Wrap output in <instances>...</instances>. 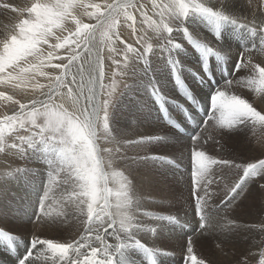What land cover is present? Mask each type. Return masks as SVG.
<instances>
[{
	"label": "rangeland",
	"instance_id": "374dc122",
	"mask_svg": "<svg viewBox=\"0 0 264 264\" xmlns=\"http://www.w3.org/2000/svg\"><path fill=\"white\" fill-rule=\"evenodd\" d=\"M34 2L35 0H24V1L23 0H15V1L11 0V3L13 4L12 7H11V4L5 5V8L8 9V12L15 14V16L17 17L6 19V16L3 14L4 10L0 11V23H2L3 26H6L8 30L5 32L1 30L0 34L2 32L3 34L2 36H0V40L6 39V38L8 39L11 34L18 32V24L20 20L23 18H27V15H28L27 12L23 10L30 7ZM120 2L125 3L126 1L120 0ZM130 2L131 4L135 5V7L127 8V12L132 17V19L130 20L126 19L125 15L122 12L121 15L117 18L116 28L109 32V35L107 38H103L101 36V32L103 31L102 29H97L94 34L95 39L92 41L90 45L94 50L93 57H88V54L84 53L83 58L80 61L74 62V66H73V72H75L76 65H78L79 63H84L85 59H94L95 55L97 53L99 54L101 67L103 70V77H104L103 83H105L106 85L104 89V94L101 95V99H100L101 101L108 99L107 92L109 91V87L112 85L113 80H115L116 82V90L113 93V96L111 98V103L109 106V128L112 133V136L108 139H105V133L101 126L100 129L98 130L97 143L99 144L101 149L111 148L114 150L113 151L114 153L112 154L107 153L106 155H110L112 158H116L114 160L119 164V166L114 165V168L122 171L125 176L127 175L126 177H128V179L132 180V178H137V179L145 178V180H149L150 171H151V173L154 176V183H155V185L153 183V188L154 186L155 188L159 187L165 193L168 194L169 192H171L172 194L171 195L172 198L171 197L167 198L165 196L161 197L162 199H165L166 201H164L163 203L164 205L160 203L161 205L157 206V209L164 210L163 212H159V216L161 217L174 216V219L177 218L175 216L181 211L187 212V208H189L188 206L194 207V201L196 200V197L198 195L203 196V184L200 185L201 188L200 187L197 188V185H196L197 177L194 174L195 166L193 167V169H189L184 172L174 168L173 174H172L166 171V170L172 171V169L162 164V159L165 160V157L172 156L171 158L179 159L181 162L191 163V161H194L195 163V160H196L195 152L201 151L205 154L206 157L214 158L217 161H221V160L229 161L230 162L229 164L217 163L213 165L210 169V179H212L211 176L213 172H215V175H218V174L219 175L217 177L218 179H212L213 182L209 185V191H212L214 193L223 194V196L229 191L228 195L229 193L230 195H233V196L229 195V197H227L228 196L227 195L225 197L226 203L223 204L222 206L220 205V203H214L216 204V206H214L213 211H218L219 208H222V209H226L229 212V210L234 206V203L236 202L233 199L237 198L239 201L241 197V201L242 203H244L243 204L244 206L241 203L242 208L240 206L239 208L242 212L240 210L236 212L238 208H235L229 214L232 216L235 213L240 214L239 220L240 221L242 220V223H245L248 226L246 227L247 228L246 231H250V233L248 232L249 235H247L246 237L244 236L245 238L243 240V242H248L250 235L251 237L253 235L251 234L253 232L251 229L252 226L256 225L254 226L255 228V227H259L261 222L264 223V219H263L264 218V205H263L264 203V199H263L264 197V185H263L264 184V172H261L260 174H258L259 176L254 175L253 178L256 177V179L253 182H251L252 180H254L253 178H250L249 176L248 178L242 176V178L238 182L239 186L236 188L235 194L230 191L232 187L229 189L228 186L233 180L236 179V177H238L237 175L243 170V167L238 168L236 167V165L244 166V165L253 164V163L257 164L260 161H264V149H263L264 147L262 146L264 145V143H261V141H263L262 138L264 137L263 135L264 127H261L259 124H253L252 121L246 120L245 122L237 126H234L231 129H228L226 127H223L222 129V127H220L215 122V120L209 119L207 125L203 128V130L200 133H197L194 139H191L187 137L186 135L179 133L177 130H175L171 126L167 125V122L170 119L177 120V121L181 120V118L178 116L179 112H178L177 106H175L172 109H169V113L166 117H162L158 115L157 109L155 107L157 106L158 99L160 98V95L162 94V92L166 93L165 95H170L171 98L179 99V96L176 94L175 89L173 90L172 85H171V80L173 79L174 75H176L177 77L184 78L185 85H187L191 90H193V93L189 94L187 99H180L181 102L185 104V106L188 105L192 107L194 104H196L197 102L201 100L209 99L208 93L205 92V88L203 86L197 85L194 82V78H195L194 73L200 70V67L198 65L207 66L208 62L215 64L217 63V59L222 58L226 60V63L229 64V69H231L235 73V79L232 80L231 86H233L234 84H239V86L237 85L238 87L234 93L238 94L240 90L242 91V89L247 88L245 89V91H242L243 94H241V91H240L238 95H241V96L245 95L244 99L252 103L251 104L252 107L260 106L262 104L259 107L258 111L259 112L261 111V113L264 114L263 109H260L264 105V103H261V99L262 101H264V92L258 91V88H259L258 84L249 85L246 83V81L250 78L258 79V73L252 70L253 65H259V66L262 65L261 67H264V55H263L264 45H261L260 43V41L264 39V18H263V22L261 23L260 21H257V20H248L247 22L245 21L242 22V20H239V18H242V19L252 18V16L254 17V15L257 12H260V15L262 13H263L262 15H264V11H263L264 10L263 9L264 0H230V6L226 7V9L224 7H223L224 9L222 7L213 9L214 11L221 12V13L223 12V14H226L227 16H229L230 19L228 20H223V19L218 20L216 17H212L208 14H204V13H200L196 11L190 12L186 18L183 16L172 17L170 20L167 21V22H170V25L174 29V31L171 34L167 33L166 30L162 31L161 33L157 32L152 27L149 26V21H155V22L160 21V19L158 18L159 9L153 7L154 2L156 4H163L165 2L169 3V0H159V1L158 0H130ZM197 2L202 3L206 5L207 7H211V5L214 4L215 0H197ZM80 3L86 6L87 5H99V10H97L95 7H80L78 4L77 7L73 10L75 19H73L72 17H69L68 19H66L63 22L62 28L54 29L55 35L49 37V42L47 44L41 43L39 45V48L41 49V51L44 53L45 56H47L49 52L53 53V58L51 59V63L42 69L44 72L48 73L49 76L52 78L61 74V69L55 68L54 65L68 63V56H69V51H70L68 49L69 48L71 49L72 43L70 42L74 41L75 39L74 34L78 27V25L76 24V20H79L81 22V24L79 25L80 27H82L83 25H89V26L96 25L97 17H100L101 19L103 18V16L107 13L106 5L113 3V0H80ZM244 5L245 7H243ZM16 6H17V9H15ZM250 8H256V10H253ZM257 8H260L262 11H258ZM227 9H229V11ZM89 13H95V15H89ZM197 17H203V18H197ZM234 18H236L235 20L239 23V27H232V29L233 30L235 29L234 31H236V34L233 36L232 40L238 43L239 48L243 50L242 53H244V55H246L247 57V61L245 62L246 66L241 68L240 71H237V67H238V63L240 60H242V62L244 63L242 54L239 52H234V51L233 52L230 51V54H229L228 39H225V38L221 39L220 37L217 36V33H219L220 31L221 37L222 36L224 37V33H226V30L229 28L231 23H233L232 19ZM183 19L184 20L187 19L190 24L192 22L194 24V25L191 24L192 27L194 28L197 27L196 28L197 30H195L194 34H192L191 31H189V29L187 28L179 29L180 25L184 21ZM212 24L218 27L217 33L212 34L213 32ZM225 24H227L228 26H225ZM257 24L261 26H258ZM252 29H255L256 33H253L251 31ZM259 31L262 32L260 33L261 37L259 36V34L257 35ZM209 34L210 36L207 37V35ZM196 36H197L198 42L196 40ZM56 37H60V40H57ZM65 38H69V39L64 47L57 48V49H53L51 47L54 44L65 43ZM174 40L176 42H174ZM179 41H181L182 43L181 46L180 45L178 46L177 44V42ZM149 44L152 46L151 51L144 53L142 56L136 57L134 54L129 53L128 65L127 67H125L124 50L127 45H132L133 47L140 48L141 51H143L144 48H146ZM176 46L178 47L176 48ZM73 48H75L74 44H73ZM209 48L211 49V52L207 51ZM112 49H115L116 53L113 52ZM76 50L82 51L83 46L81 45V48L76 49ZM171 50L173 51V53L171 52ZM154 51H158L160 55L161 53H163V56L160 57L161 59H157L156 57L152 55ZM206 52H207V55L205 54ZM236 55L238 56L237 59H235ZM255 55H257L258 57ZM28 59L30 63L32 64L38 63V61H36L34 57H29ZM249 60L251 61L250 64L248 63ZM117 61L119 62V68H117V64H116ZM187 64H189L188 67L185 66ZM87 67H88L87 64H85L86 69ZM153 67L155 69L159 68V71L155 70ZM219 67H218V71L222 69L224 73H226V71L227 73H229V70L227 69L224 63H221ZM147 69H149L153 73L155 72L157 76L151 75L149 76V78L151 79L146 80V78L144 77L147 76ZM211 69L216 70L214 66H211ZM12 71L13 69L9 67L5 70L4 74H7L8 72H12ZM175 71H176V74H175ZM120 72H123V73L125 72V73L124 75H120L119 74ZM93 74H96V73H93ZM49 76H40L38 73L33 72L29 74V80L25 86L17 87L15 86V82L11 84L10 83L0 84V93H3L4 97H11V99H5L4 97H0V121L4 120L5 117H10L14 115L15 113L19 112L20 104L28 105V108L31 109L32 100L44 99V96L42 95V93H46L48 91L47 85L50 82ZM222 77H224V75H222ZM67 80L70 81L71 77L70 76L67 77ZM223 82H225V79H223ZM37 83L45 85V87L43 89L34 87V85ZM226 84L224 85L225 87L224 89H223V86L221 87L222 88L221 91H224L226 94H228V91L229 93L233 92V90L231 91L232 87L227 89ZM240 84H241V87H240ZM208 89L211 90L210 87H208ZM61 91L66 92L67 89L66 88L61 89ZM74 91H75V88H74ZM182 91L185 92V89H182ZM57 101L59 102V97H57ZM255 103L257 104L255 105ZM65 106L69 107V109L71 110L70 105L67 106V104H65ZM211 107H212V113L218 117L219 113L213 108V105H211ZM134 114H135V117H134ZM101 116H103V113H101ZM147 121L155 122L154 123L155 125L152 123V127L154 126L153 128L156 129L153 132L155 133V136L153 138L151 137L150 141H147L148 143H152V146L150 147V151L153 152V156L152 154L145 156L143 151L140 149L138 143L136 144L126 143L127 141L130 140L127 136L131 135V133L135 134L137 133V131L143 130L144 127H146V125L149 124ZM199 121L202 122L201 119H199ZM37 122L43 123V118H39ZM160 127H163L161 128L163 129L162 131H160ZM127 128L131 130L130 133H127L126 130L124 131V129H127ZM165 128L169 129L170 132L166 131ZM231 130H234V131L232 132ZM36 131H38V129L34 128L31 124H27L24 129H20L19 127H17L16 131L14 132H10V133L6 132V145H11L12 143H19L17 139L18 136H28ZM254 132L256 133L254 134ZM236 136L238 138L236 140L237 142L238 141L239 142L233 143L232 138ZM196 137H199V139H196ZM36 140H37V144L33 146L27 147V145H25L26 148L23 150V152H19L17 149H12L10 147H6L5 151H0V154L3 155V157L0 155V180L5 178V180L7 179V182H8V184L6 185L4 190H2V192L4 193L10 192V194L7 193L8 198L6 200H2V201L0 200V207H1V202L5 201L2 207V210L0 212V248H1V240L2 238L8 236L7 233H10L12 236L17 235V236L27 237L28 236L27 232L33 230L32 228H30V225H28L27 226L28 228L24 229L25 232H23L22 229L21 231L20 230L18 231L13 226L4 227L5 222H12L16 224L17 226L20 225V226L26 227L27 223H33L34 220H36V219H31V221H28L25 218V214H24L25 212H21L20 214H15V216L13 215V212L11 211V206L16 205L20 201V198L12 197L11 194L19 193V189H22L24 187L23 185H26L27 187H24L25 193L28 196H30L32 199L34 198L35 199L34 203L38 204V202L41 199H43L44 192L46 191V188L48 185L49 173L52 172L53 170V166L49 163V161L52 159H55L56 154L51 153L50 151L46 150L45 146L39 142V137H36ZM132 140L135 141V139H132ZM161 142H165V143L161 144ZM256 142H258V144ZM157 143H160V145ZM117 148L120 150L119 152L115 151V149ZM250 148L253 152L249 150ZM257 150L259 151L257 152ZM229 156L231 160L229 159ZM119 157L121 158L119 159ZM257 157L260 159H258ZM256 159H258L257 160L258 162H255ZM160 167L163 170L161 169L160 171H158ZM232 170H234L233 174H232ZM222 174H224L223 177L221 176ZM64 175H65L64 173H61L60 179H63ZM231 178L232 180H230ZM257 179L258 181H256ZM38 180H40L42 184L40 183V186H38L37 189H35V186H37L36 181ZM159 180H164V182L161 184H158L157 181ZM29 182H31V185H28ZM167 182H169L170 184ZM164 183H166V185L167 184L169 185L165 186ZM56 186H57V183L53 185V190ZM240 186L243 190L246 188L245 191L241 190ZM1 187L2 186H0V191H1ZM109 187H110V183H109ZM153 188L145 190L146 197L149 198L151 202H159L160 197L156 196L153 193ZM30 191H33V192H30ZM130 192L131 191H129V195L131 194L132 199H140V200L142 199V196H139L135 192L134 193L133 192L130 193ZM239 192H240V195L242 193L241 196L239 195ZM238 195L240 197H238ZM53 197H54V194L50 193L46 201V205L49 202L51 203L55 201L53 200ZM205 198L208 200L207 197ZM221 198L222 197H219L218 199H216V201L218 202V200H220ZM250 198L252 199V201L250 200ZM258 199H259V204H258ZM231 200H232V204L230 202ZM253 201L254 202L256 201V202L254 203ZM249 202L251 203L249 204ZM228 204H231V205L229 206ZM207 205L213 206L212 202H209V204ZM196 209L197 211H199L198 208ZM134 210L138 214H140L141 217L144 216L145 218L152 219V220L158 219V217L154 215L155 214L154 211H149L150 212L149 213L148 211L143 212L139 208H134ZM40 215H42V213H40ZM257 220H260V223L258 222V224L257 223L255 224ZM249 222H250V225H249ZM133 224L134 226H132V228L137 226L136 221H133ZM174 224L175 225L180 224V222L178 220H173L172 225L175 226ZM166 225H164V229L167 228ZM95 227L104 228V226L101 227L100 225H95ZM158 229L160 232L168 233L167 231H164V229H162L161 226H159ZM15 231H18L21 234L20 233L18 234ZM153 231H155L156 233ZM149 232H152L151 235L153 234L154 237L155 235L157 236V230H155V228L152 227L149 230ZM24 234H27V235H24ZM220 237L221 235L218 234L217 232H210L209 234L203 237V239L206 240L207 244L210 245L209 247H212L213 253H216L217 246H218V244L216 243L217 241H221ZM13 238H16V237H13ZM32 239H33V236L32 238H30V240ZM43 239H46V238H43ZM148 243L152 244V242H148ZM148 243L141 244V246L146 245V244L149 245ZM143 248L144 247H142V249ZM18 251L20 255L24 257H26L27 254L29 253V251H25L22 248ZM152 255L154 254L152 253L151 256ZM6 256L9 257L8 254ZM140 256H143V254L141 253ZM140 263L148 264L146 263V261H140ZM9 264H17V262H14L13 259L10 258Z\"/></svg>",
	"mask_w": 264,
	"mask_h": 264
},
{
	"label": "snow or ice",
	"instance_id": "6c2138e0",
	"mask_svg": "<svg viewBox=\"0 0 264 264\" xmlns=\"http://www.w3.org/2000/svg\"><path fill=\"white\" fill-rule=\"evenodd\" d=\"M62 4L63 0H59ZM79 4L80 7H95L99 10V5H84L80 3V0H73L71 8L65 12L64 16L61 18V22L58 26L52 27L51 31H44L42 33H37V44L34 49L30 51V53L18 60H15L4 67L3 71H0V83H14L15 86L21 87L25 86L29 80L30 73H38L40 76H49L48 73L44 72L42 69L48 66L51 63V59L53 58V53L49 52L47 56L39 48L41 43L47 44L49 42V37L54 36V29L62 28L63 22L72 17L75 19L73 10ZM48 6L52 7L54 10L63 11L62 7H58V0H35V2L23 10L27 12V18H23L20 20L18 24V32L11 34L10 37L5 41V43H11L13 37L16 39L21 38L20 28L25 23H35L38 20V17L35 12V8L39 6ZM135 7L134 4H131L130 0L127 3H121L120 0H113V3L107 4V13L101 19L97 17V24L94 26L83 25L80 27L81 22L76 20V24L78 25L77 30L74 34V44L75 48L70 49L68 56L67 64H56L55 68L61 69V74L55 76L54 78L49 76V84L47 85L48 91L46 93H42L44 99H34L31 101V109L28 108V105L20 104V111L15 113L10 117H5L4 120L0 121V125L4 126V131L0 133V151H5L6 147H10L12 149H17L19 152H23V150L27 147L33 146L37 144L36 137H39V142L42 143L46 150L51 153H55V159L49 161V163L53 166L52 172L49 173V180L46 191L44 192L43 199L40 204V212L44 216H48V212L45 210V201H47L49 194L53 190V185L56 184L60 180V174L64 173V177L62 182L64 184L70 185L71 190H67L66 194L62 196V199L65 200L68 204L75 206V211L80 215L86 217V221L84 222L87 226L84 228V234L79 237L78 240H73L69 243H57L53 240L49 239H40L38 237H33V249L36 250L35 255L33 252H29L25 258V260L21 261V264H39L40 261H45L46 264H113L112 258V250L113 248H123L124 244L121 241V237L117 235L116 240L118 243L110 244L105 239V236L101 234V228L95 227V225H100L103 227L107 224V227L103 229L106 234L108 229L116 230L117 233L121 231L130 230L133 222V215L131 214V199L129 195V183L125 182V187L121 190L125 194V199L127 203L121 207L117 198L114 194H104L107 198V204H105L103 199H100L97 204L94 205V211L89 217V213L87 211L86 204H82L81 201L85 199L82 195L81 182L77 178L73 167L68 166L64 163L65 153L61 150L66 149L67 147H71L70 144L66 143L62 140V133H58L53 131L51 128L47 127L44 123H38V119L42 118L39 113L45 112L49 109H58L61 105L70 104L74 105L77 109V113L80 119H94L96 123L97 132L102 126V129L105 133V139H108L112 136V133L109 128V106L111 103V98L113 93L116 90V82L113 80L112 85L109 87V91L107 92L108 99L103 101L100 100V96L104 94V89L106 85L103 83V70L101 67L100 57L97 53L94 59H85L84 63H79L75 66V72H73L74 62L80 61L84 53L88 54V57H93V48L90 46L92 41L95 39V32L97 29H102L101 36L103 38H107L109 32L114 30L117 26V18L123 14L126 19H132V17L128 14L127 8ZM154 8L159 9L160 21H149V26L152 27L157 32L167 31V33L171 34L174 29L169 26V22L166 21L165 17H168L170 20L172 17H187L188 14L192 11L208 14L212 17H216L218 20H228L229 16L214 11L212 8L207 7L206 5L197 2V0H169V3L163 4H153ZM89 15H95V13H89ZM233 23H237L235 19H232ZM51 26L46 25L45 28H49ZM253 33H256L255 29L251 30ZM218 36V33H217ZM57 40H60V37H56ZM69 38H65V43L63 44H54L51 47L53 49L62 48L65 46ZM143 39V38H141ZM261 45H264V39L260 41ZM83 46L82 51H77L76 49L81 48ZM152 46L149 44L143 51L140 48L133 47L132 45H127L124 50V64L125 67L128 65L129 53L134 54L136 57L142 56L144 53L150 52ZM0 51H3V48L0 47ZM115 52V49H112ZM211 52L209 48L207 50ZM207 55V52L205 53ZM219 54V53H218ZM29 57H34L38 63L32 64L29 61ZM249 64L251 61L249 60ZM85 64H87V69L85 68ZM117 68H119V62H116ZM246 65L243 62L238 63L237 71H240L241 68ZM11 67L13 72L5 73L7 68ZM252 70L258 73L257 78H250L246 81L249 85H255L256 82L259 81L262 76H264V67L259 65H253ZM96 73V74H93ZM120 75H124L123 72L119 73ZM71 77V80L68 81L67 77ZM115 76V74H114ZM34 78V77H33ZM232 81H228L226 86H231ZM71 85V86H70ZM34 87L43 89L45 85L35 84ZM66 88L67 91H61V89ZM75 88V91H74ZM258 91L264 92V88H258ZM222 94V95H221ZM216 99L214 100V96L212 97V105L213 108L217 112H223L225 115L230 111L228 105L232 97H237L246 101L250 107L252 105L245 99L241 98L235 94H226L224 91H217L215 94ZM0 97H4L3 93H0ZM57 97H59V102L57 101ZM5 99H11V97H4ZM39 106V107H37ZM255 109L254 107H252ZM256 110V109H255ZM257 111V110H256ZM259 112V111H258ZM103 113V116H101ZM261 116H264L261 112H259ZM33 114H36L35 116ZM210 119L215 120V122L220 127H226L228 129L233 128L243 122L252 121L253 124H259L261 127H264V119H260L248 113H235L230 122H219L217 116H213ZM27 124H31L34 128L38 129V131L32 133L28 136H18L17 139L19 143H12L11 145H6V132H14L17 127L20 129H24ZM144 139H151L150 137H143L141 141L129 140L126 143L128 144H136L141 143ZM199 139V137H196ZM105 151L108 154L113 153V149L105 148ZM116 152L120 150L115 149ZM195 176L197 177L196 185L197 188L203 184V196L196 197V204L200 209V219L205 226V222L208 217L204 214V207L207 203L205 197L211 199L213 195L209 191V185L213 182L210 179V169L213 165L219 164H229V161H217L214 158L206 157L205 154L201 151L195 152ZM211 160L213 163L210 168H207L206 161ZM249 165L253 167L249 168ZM236 167H243V176L248 177L249 175H258L261 172H264V161H260L257 164H247L244 166L236 165ZM207 168V171L204 169ZM239 186L237 182L231 189V192H235L236 188ZM114 199V203H113ZM61 215L66 216L65 213H61ZM229 224H233L234 222L229 221ZM227 227V226H225ZM95 233V235H93ZM93 244L99 245V247L93 246ZM40 245L41 247H37ZM46 246V248L44 247ZM82 248L90 249V253L81 252ZM189 259L192 264H201L193 255V249L191 246V242L189 243L188 249ZM103 256V259L100 258ZM261 259L264 258V251L260 253ZM260 259V260H261Z\"/></svg>",
	"mask_w": 264,
	"mask_h": 264
},
{
	"label": "bare ground",
	"instance_id": "6f19581e",
	"mask_svg": "<svg viewBox=\"0 0 264 264\" xmlns=\"http://www.w3.org/2000/svg\"><path fill=\"white\" fill-rule=\"evenodd\" d=\"M10 1V2H9ZM0 0V11L4 10V15L6 16V19L8 18H16L17 16H15V14L13 13H9L8 9L5 8V5H10L11 7L13 6V4L11 3V0ZM15 1V0H14ZM24 1V0H23ZM126 2H128L127 0H124ZM159 1V0H158ZM26 2V1H25ZM82 2V1H81ZM125 2V3H126ZM157 2V1H156ZM23 3V2H22ZM166 3V2H165ZM168 3V2H167ZM232 3V2H231ZM17 4V2H16ZM213 4V3H212ZM263 4V3H262ZM21 5V4H19ZM24 5V4H23ZM230 6V0H215L214 4L211 5L210 8L214 9V8H218V7H224L226 9V7ZM241 6V5H240ZM9 7V6H7ZM245 7V5L243 6ZM251 7V6H250ZM19 8V7H18ZM223 8V9H224ZM17 9V6L16 8ZM220 9V8H219ZM249 9V8H248ZM253 10H256V8H250ZM264 9V8H263ZM229 11V9H227ZM231 10V9H230ZM258 11H262L260 8H257ZM77 11V10H76ZM264 11V10H263ZM231 12V11H230ZM235 12V11H234ZM15 13V12H14ZM140 13V12H139ZM223 13V12H222ZM254 13V11H253ZM256 13V12H255ZM76 14V13H75ZM236 14V13H235ZM263 14V13H262ZM260 15V12H257L254 17L252 16V18L249 19H242L239 18V20H242L247 22L248 20H257L263 22V18L264 15ZM196 15V14H195ZM194 15V16H195ZM226 15V14H225ZM158 18L160 19V15L158 12ZM193 16V15H192ZM250 16V15H249ZM189 18V17H188ZM197 18H203V17H197ZM247 18V17H246ZM256 18V19H255ZM83 19V18H82ZM166 21H168V17H165ZM179 19V18H178ZM236 19V18H234ZM184 20V19H183ZM203 20V19H202ZM141 21V20H140ZM7 22V21H6ZM159 22V21H158ZM197 22V21H196ZM199 22V21H198ZM209 22V21H208ZM252 22V21H251ZM172 23V22H171ZM227 23V22H226ZM253 23V22H252ZM259 23V22H258ZM191 24H193L191 22ZM191 24L188 22V20H184L183 23L180 25V28H187L189 29V31H191L192 34L195 33V30H197L196 28L192 27ZM216 24V23H215ZM254 24V23H253ZM194 25V24H193ZM219 25V24H218ZM221 25V24H220ZM247 25V24H246ZM258 25V24H257ZM8 26V24H7ZM169 26L172 27L170 25L169 22ZM225 26H228L227 24H225ZM224 26V27H225ZM261 26V25H258ZM139 27V26H138ZM178 27V26H177ZM214 24H212V28H214ZM232 27H239V23H231V25L229 26V28L226 30V33H224V37H221V32L219 31L218 33V37L225 38L228 39L229 41V54L230 51L231 52H239L242 54L243 56V60H244V64L247 61V57L246 55H244L243 50H241L238 46V43L234 40H232L233 36L236 34V31H234L232 29ZM140 28V27H139ZM142 28V27H141ZM173 28V27H172ZM201 28V27H199ZM208 28V27H207ZM218 28V27H217ZM220 28V27H219ZM242 28V27H241ZM1 30H3V32L8 31L6 26H3L2 23H0V32ZM240 30V29H239ZM201 31V30H199ZM212 31V30H211ZM262 31V30H261ZM261 31H259L257 33V35L259 34V36L261 37L262 33ZM3 32L0 34V36H2ZM121 32V31H120ZM209 32V31H208ZM218 30L214 29V33H217ZM246 32V31H245ZM161 33V32H160ZM166 33V32H164ZM188 33V32H187ZM247 33V32H246ZM118 34V33H117ZM213 34V33H212ZM223 34V33H222ZM243 34V33H242ZM167 35V34H165ZM209 35H207V37H209ZM153 37V36H152ZM167 37V36H166ZM178 39V37H177ZM172 40V39H171ZM196 40L198 42L197 36H196ZM174 42H176L174 40ZM72 43L71 49L73 48V44L74 42H70ZM122 43V42H121ZM178 46H181V41L177 42ZM75 45V44H74ZM184 45V44H183ZM176 46V48L178 47ZM256 46V45H255ZM109 47V46H108ZM163 47V46H162ZM168 47V46H167ZM119 48V47H118ZM68 49V48H67ZM66 49V50H67ZM116 49V48H115ZM70 50V48L68 49ZM118 50V49H117ZM162 50V49H161ZM160 50V51H161ZM177 50V49H176ZM159 51V52H160ZM103 52V51H102ZM163 52V51H162ZM171 52L173 53V51L171 50ZM116 53V52H115ZM161 53V52H160ZM152 55L154 57H156L157 59H161L160 57L163 56V53H161V55L158 53V51H154V53H152ZM264 55V54H263ZM60 56V55H59ZM257 56V55H255ZM146 57V56H145ZM148 57V56H147ZM252 57V56H251ZM258 57V56H257ZM238 56L236 55L237 59ZM256 59V58H255ZM255 62V61H254ZM262 66V65H261ZM149 68V67H148ZM154 68V67H153ZM155 69V68H154ZM129 70V69H128ZM155 70L159 71V68H156ZM13 72V71H12ZM133 72V71H132ZM125 73V72H124ZM135 73V72H134ZM129 75V74H128ZM137 75V74H136ZM157 76L156 73L151 72L149 69H147V76H145L144 78H146V80H149L151 78H149V76ZM138 76V75H137ZM136 77V76H135ZM104 78V77H103ZM139 78V77H138ZM158 79V78H157ZM137 80V79H136ZM134 81V80H133ZM138 81V80H137ZM235 82V81H234ZM238 83V82H237ZM2 84V83H0ZM168 84V83H167ZM166 84V85H167ZM105 85V83H104ZM129 85V83H128ZM232 85V84H231ZM239 86V84H234L233 86H227V89L231 88V91L233 90V92L228 94H235L238 95L236 93H234L237 89V87ZM256 85V84H255ZM241 87V84H240ZM249 87V86H248ZM225 87L223 86V89ZM244 88V87H243ZM244 88L242 89V91H245ZM254 89V88H253ZM249 90V89H248ZM241 91V94H243V92ZM254 91V90H253ZM252 92V91H251ZM257 95V94H256ZM241 96V95H238ZM245 96V95H244ZM244 96H241V98L244 99ZM247 96V95H246ZM262 96V95H261ZM260 96V97H261ZM255 97V96H254ZM101 99V96H100ZM260 99V98H259ZM250 100V99H248ZM254 101V100H253ZM257 101V100H256ZM255 101V102H256ZM259 101V100H258ZM250 103V102H249ZM259 103V102H258ZM261 103H264V101H262L261 99ZM67 104V103H66ZM252 104V103H250ZM257 103H255L256 105ZM70 104H67V106ZM254 105V104H253ZM260 105V104H259ZM262 105V104H261ZM260 105V106H261ZM121 106V104H120ZM119 106V107H120ZM260 106H253L257 111L259 109ZM130 107V106H129ZM123 109V108H122ZM263 109L264 111V105L260 108ZM261 112V111H260ZM122 114V113H121ZM127 114V113H126ZM122 116V115H121ZM133 116V115H132ZM123 117V116H122ZM135 117V114H134ZM115 121V120H114ZM121 121V120H120ZM149 124L146 125V127H144L143 130L137 131V133H131V135L127 136L130 140L135 139V141H141V139L143 137L148 138V137H154L155 133H153L156 129L152 127V123L154 124L155 122L153 121H147ZM135 123V122H134ZM123 124V123H122ZM121 124V125H122ZM129 125V123H128ZM138 125V124H137ZM155 125V124H154ZM124 126V125H123ZM122 126V127H123ZM134 126V125H133ZM136 126V125H135ZM141 126V125H140ZM157 126V125H156ZM155 126V127H156ZM126 127V126H125ZM132 127V126H131ZM163 127H160V131H162L163 129H161ZM114 129V128H113ZM159 129V128H158ZM166 131H169V129L165 128ZM223 129V128H222ZM122 130V129H121ZM126 130L127 133H130V129H124V131ZM138 130V129H137ZM255 130V129H254ZM259 130V129H258ZM120 131V130H119ZM133 131V130H132ZM158 131V130H157ZM232 132L234 130H231ZM261 131V130H260ZM263 131V130H262ZM143 132V133H142ZM172 132V131H171ZM219 132V131H218ZM222 132V131H221ZM244 132V131H242ZM157 133V132H156ZM163 133V132H162ZM223 133V132H222ZM241 133V132H240ZM249 133V132H248ZM256 132H254L255 134ZM214 134V133H213ZM230 134V133H229ZM243 134V133H242ZM241 134V135H242ZM246 134V133H245ZM251 134V132H250ZM253 134V133H252ZM239 135V134H238ZM261 135V133H260ZM259 135V136H260ZM264 135V134H263ZM223 136V135H222ZM242 137V136H241ZM263 137V136H262ZM261 137V138H262ZM244 138V137H243ZM115 139V138H114ZM237 136L232 138V142L235 143L237 142ZM151 139H144L141 143L139 144L140 149L143 151L144 155L147 156L149 154H152L153 156V152L150 151V147L152 146V143H148L147 141H150ZM153 140V139H152ZM230 140V139H229ZM263 141H261V143H264V137L262 138ZM192 142V141H191ZM239 142V141H238ZM237 142V143H238ZM165 143V142H161ZM186 143V142H185ZM249 143V142H248ZM252 143V142H251ZM258 144V142H256ZM156 144V143H155ZM160 145V143H157ZM168 145V144H167ZM172 145V143H171ZM117 146V145H116ZM114 146V147H116ZM245 146V145H244ZM261 146V145H260ZM264 147V145H262ZM40 147V146H39ZM252 148V147H251ZM251 148L249 149L250 151ZM180 149V147H179ZM258 149V148H257ZM264 149V148H263ZM182 150V149H181ZM179 150V151H181ZM254 150V149H253ZM259 150H257L258 152ZM169 152V151H168ZM253 152V151H252ZM256 152V151H255ZM114 153V152H113ZM156 153V152H155ZM158 153V152H157ZM162 153V152H161ZM251 153V152H250ZM139 154V153H138ZM241 154V152H240ZM245 154V153H244ZM1 155V154H0ZM15 155V154H14ZM160 155V154H159ZM258 155V154H257ZM3 157V155H1ZM139 156V155H137ZM167 156V155H166ZM176 156V155H175ZM244 156V155H243ZM155 157V156H154ZM172 157V156H171ZM249 157V156H248ZM251 157V156H250ZM121 157H119L120 159ZM196 158V157H195ZM252 158V157H251ZM258 158V157H257ZM14 159V158H13ZM116 159V158H113ZM228 159V158H227ZM230 159V156H229ZM244 159V158H243ZM242 159V160H243ZM247 159V158H246ZM249 159V158H248ZM254 159V158H253ZM260 159V158H258ZM256 159L255 162H258ZM122 160V159H121ZM231 160V159H230ZM40 161V160H39ZM38 161V162H39ZM245 161V160H244ZM12 163V162H11ZM242 163V162H241ZM163 164V163H162ZM255 164V163H253ZM119 166V164L116 162L115 166ZM20 166V165H19ZM25 166V165H24ZM19 168V167H18ZM120 168V167H119ZM125 169V168H124ZM162 168L160 167L158 169V171H160ZM20 170V169H19ZM126 170V169H125ZM152 170V169H150ZM163 170V169H162ZM162 173V172H161ZM229 173V172H228ZM234 173V170H232V174ZM158 174V172H157ZM230 174V173H229ZM61 175V174H60ZM219 175V174H218ZM218 175H215V172H213L211 178L212 179H218ZM127 176V175H126ZM129 176V175H128ZM160 176V175H159ZM222 177L224 176V174L221 175ZM238 177H236L235 180H233L228 188L230 189L231 187H233L237 182L240 181V179L243 176V170L237 175ZM254 175H249L250 178H253ZM259 176V175H258ZM138 177V176H137ZM262 177V175H261ZM260 177V178H261ZM162 178V177H161ZM234 178V177H233ZM248 178V177H247ZM160 179V178H158ZM254 180H252L251 182L255 181L256 177L253 178ZM259 179V178H258ZM258 179L256 181H258ZM63 179H60L57 182V186L54 188V190H52L51 193L54 194L53 200H55L54 202H49L46 205V201H45V206H46V211L48 212V216H44L43 214L40 215V204H41V200L38 202V204H35L34 202V198L32 199L30 196H28L25 191H24V187H27L26 185H23L24 187L22 189H19V193H12L11 196L12 197H19L20 201L16 204V205H12L11 206V211L13 212V215L15 216V214H20L21 212H25V218L28 221H31V219H36L34 220L33 223H27L26 227L20 226V225H16L12 222H5V226L4 227H11L13 226L16 230H20L22 229L23 232H25L24 229L28 228L27 226L30 225V228H32V231L27 232L28 236L25 238L29 241L30 238L33 237H38L40 239L46 238L49 240H53L54 242L57 243H69L72 242L73 240H78L79 237L81 235L84 234V228L87 226L84 221L86 220L85 216L80 215L78 212L75 211V206L68 204L65 200L62 199V196L64 194H66L67 190H71L70 189V185L68 184H64L62 182ZM232 180V178L230 179ZM250 180V179H249ZM133 181V182H132ZM224 181V179H223ZM261 181V180H260ZM164 180H159L157 181L158 184L163 183ZM40 180L36 181L37 186H35V189H37L38 186H40ZM153 183H154V176L150 171V177L149 180H145V178L143 179H137V178H132V180L129 179V191L131 192H135L136 194H138L139 196H142V199H132L131 198V194H130V199H131V214L133 215V221L137 222V226H135L134 228L131 227L130 230L127 231H121L119 233L116 232V230H112V229H108L107 233L105 234L103 229L107 227V224L104 225V228H101V234L105 236V239L107 240L108 243L110 244H116L118 243V241L115 239L117 237V235H119L121 237V241L124 244L123 248H113L112 250V258H113V264H141L140 261H145L143 256H140V253H138V249L139 246H141V244L144 243H148V242H152V244L148 243L152 248L157 249V252L160 254L159 255V259L161 261V263H163L169 256H171L172 258H175V254L180 257L183 255H187L189 257V253L187 251L189 243L191 242V246L193 249V255H195L196 259L198 261L201 262V264H260V253L261 251H264V223H260V220H257L255 222V224L258 222L260 223L259 227H255L256 225L252 226V237L250 235V238L248 240V242H243L244 238L249 235L248 232L250 233V231H246L248 227L245 223H242V220H239L240 214L235 213L233 216L230 215L229 213L235 209L238 208L236 212H238L240 210L239 206L242 208L241 206V195L239 192L238 197H240V200L238 201V199H233L235 200L234 206L229 210V212L226 209H222L219 208L218 211H213L214 210V206H216V204L214 203H221L225 197L228 195V192L223 196V194H219V193H214L212 191H210L213 195L211 196V199H206L207 201L206 205H205V209H208L210 211L211 217H209L208 221H207V227L209 228L207 231H197L195 228L192 229V236L193 238L188 240L185 238V235H179V234H175L173 232V228H170L166 225L167 228L164 229V231L166 232H160L159 231V226L161 225V220H152V219H147L144 216L141 217L140 214H138L134 208H139L141 209L143 212L144 211H154V212H163L164 210H160L157 209V206L161 205L160 203H164V201H166L165 199H162L161 197L165 196V197H171L172 198V194L171 192H169L168 194L165 193L164 191H162L159 187L153 188ZM169 183V182H167ZM215 183V181H214ZM235 183V184H234ZM8 184L7 179L5 180V178H3L2 180H0V186L1 187V191H0V200H6L8 198V194H10V192H2V190H4V188L6 187V185ZM19 184V183H18ZM42 184V183H41ZM170 184V183H169ZM167 184V185H169ZM234 184V185H233ZM252 184V183H251ZM28 185H31V182H29ZM155 185V183H154ZM165 186L166 183H164ZM180 185V184H179ZM264 185V184H263ZM110 187H115V185L110 182ZM243 187V186H242ZM256 187V186H255ZM153 188V193L156 196L160 197L159 202H151V200L149 198L146 197V192L145 190L151 189ZM201 188V187H200ZM241 188V186H240ZM250 188V186H249ZM254 188V187H253ZM258 188V187H257ZM144 189V190H143ZM219 189V188H218ZM227 189V190H229ZM246 189V188H245ZM245 189L243 190L241 188V190L245 191ZM248 190V188H247ZM251 190V189H250ZM254 190V189H253ZM29 191V189H28ZM34 191V189H33ZM30 191V192H33ZM238 191V190H237ZM242 191V192H243ZM130 192V193H131ZM253 192V191H252ZM221 193V192H220ZM236 192H234L235 194ZM244 193V192H243ZM255 193V192H254ZM253 193V194H254ZM153 194V195H154ZM238 194V193H237ZM251 194V193H250ZM137 195V196H138ZM190 195V194H189ZM230 195V193H229ZM229 195L227 197H229ZM255 195V194H254ZM138 196V197H139ZM233 196V195H230ZM236 196V195H235ZM219 197H222L220 200H218V202L216 201V199H218ZM258 197V196H257ZM256 197V198H257ZM36 198V197H35ZM151 198V197H150ZM162 199V200H161ZM264 199V197H263ZM247 200V199H246ZM250 200L252 201V199L250 198ZM256 200V199H255ZM162 201V202H160ZM209 202H212L213 206H208L207 204H209ZM232 204V200L230 201ZM229 202V203H230ZM254 202V201H253ZM256 202V201H255ZM254 202V203H255ZM5 201L1 202V207H0V212L2 210V207L4 205ZM113 203H114V199H113ZM172 203V202H171ZM251 202H249L250 204ZM179 204V203H178ZM231 204H228L229 206ZM244 203H242L243 205ZM258 204H259V199H258ZM257 204V205H258ZM164 205V204H163ZM227 205V206H228ZM246 205V204H245ZM264 205V203H263ZM262 205V206H263ZM170 206V205H169ZM244 206V205H243ZM247 206V205H246ZM252 206V205H251ZM177 207V205H176ZM189 208H187V212L181 211L180 213H178L175 217H177L176 219L173 220H178L180 222V224H176V225H184L187 222L194 220L195 219V213H197V209L196 207H192V206H188ZM218 208V207H217ZM248 208V207H247ZM246 208V209H247ZM255 208V207H253ZM258 208V207H257ZM166 209V208H164ZM172 209V208H171ZM244 209V210H246ZM173 210V209H172ZM259 210V209H258ZM241 211V210H240ZM252 211V210H251ZM66 212V216L65 215H61V213H65ZM171 212V211H170ZM242 212V211H241ZM150 213V212H149ZM259 213V212H258ZM139 215V216H138ZM155 215V214H154ZM244 215V214H243ZM262 216V215H261ZM38 217V218H37ZM79 217V218H78ZM161 217V216H160ZM149 218V217H148ZM263 218V217H262ZM264 219V218H263ZM225 220V221H224ZM262 220V219H261ZM62 221V222H61ZM232 221L234 222L233 224H229L228 222ZM2 222V221H1ZM253 224V223H252ZM251 224V225H252ZM175 225V224H174ZM175 225V226H176ZM250 225V222H249ZM132 226H134L133 222H132ZM149 226H151V228H155V230H157V236L154 235L152 236L151 233L149 232V230L151 228H149ZM227 226V227H225ZM249 229V228H248ZM250 229V230H251ZM31 230V229H29ZM17 232L18 234L20 232ZM155 232V231H153ZM210 232H217L218 234L221 235L220 240L221 241H217L216 244H218L217 246V250L216 253H213V249L212 247H209L210 245L207 244L206 240L203 239V237L207 234H209ZM126 233V234H125ZM156 233V232H155ZM154 233V234H155ZM21 234V233H20ZM27 235V234H24ZM32 235V236H30ZM95 235V233L93 234ZM188 235V234H187ZM57 236V237H56ZM133 236L135 237V241L133 239ZM245 236V237H244ZM258 238V239H256ZM261 239V240H260ZM246 240V239H245ZM30 241H33L30 240ZM93 246L99 247V245L93 244ZM38 248L40 247V245L37 246ZM46 248V246H44ZM81 252H85V253H90V249L88 248H82ZM36 250H33V255H35ZM101 259H103V256H100ZM10 262V258L8 256H6V254L1 250L0 248V264H9ZM39 264H46L45 261H40ZM61 264H63V262H61ZM188 264H192L191 260H189Z\"/></svg>",
	"mask_w": 264,
	"mask_h": 264
},
{
	"label": "clouds",
	"instance_id": "9594fccd",
	"mask_svg": "<svg viewBox=\"0 0 264 264\" xmlns=\"http://www.w3.org/2000/svg\"><path fill=\"white\" fill-rule=\"evenodd\" d=\"M72 2L73 0H63L61 4L58 0V7H62L63 11L54 10L46 5L35 8L38 20L35 23H25L21 26L20 39L13 37L11 43H5L7 38L0 40V47L3 48V51H0V71H3L7 64L28 55L36 47L37 33L50 32L52 27L58 26L65 12L71 8ZM46 25L51 27L45 28ZM256 83L260 88H264V76ZM213 98L215 100L216 96L214 95ZM70 106L71 110L61 105L58 109H49L39 115L44 119L47 127L62 133V140L71 145L61 151L65 153L64 163L73 167L81 182L82 195L85 197L81 203L86 204L89 217L94 211V205L100 199L107 204L106 195H101V193L114 194L118 204L123 207L127 201L121 190L125 187V182L129 183L128 177L114 168L116 161L110 155H106L105 149H101L97 143L98 132L95 120L80 119L76 107ZM228 107L230 111L227 115L218 112L219 122H230L235 113H248L264 119V116L250 107L246 101L235 96L231 98ZM3 131L4 126L0 125V133ZM205 163L207 168H210L213 162L208 160ZM251 167L253 166L249 165V168ZM207 168L204 171H207ZM110 182L115 185L114 188L109 187ZM260 264H264V258L260 260Z\"/></svg>",
	"mask_w": 264,
	"mask_h": 264
}]
</instances>
